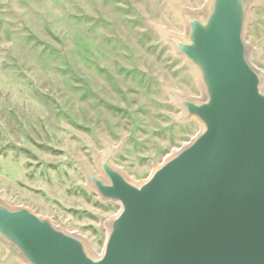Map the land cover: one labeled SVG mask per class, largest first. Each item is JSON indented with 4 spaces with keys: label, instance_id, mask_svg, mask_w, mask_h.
<instances>
[{
    "label": "rangeland",
    "instance_id": "374dc122",
    "mask_svg": "<svg viewBox=\"0 0 264 264\" xmlns=\"http://www.w3.org/2000/svg\"><path fill=\"white\" fill-rule=\"evenodd\" d=\"M207 0H0V202L79 236L98 257L118 203L82 167L109 160L141 184L201 130L172 97L199 100L193 67L160 31L185 35ZM244 37L264 75V0H249ZM264 89V81L262 83ZM0 264H24L0 241Z\"/></svg>",
    "mask_w": 264,
    "mask_h": 264
},
{
    "label": "water",
    "instance_id": "95a60500",
    "mask_svg": "<svg viewBox=\"0 0 264 264\" xmlns=\"http://www.w3.org/2000/svg\"><path fill=\"white\" fill-rule=\"evenodd\" d=\"M249 0H210L166 37L196 71L199 100L173 96L200 132L141 184L109 160L104 179L82 167L95 194L118 203L100 256L27 208L0 202V241L24 264H264V81L248 57Z\"/></svg>",
    "mask_w": 264,
    "mask_h": 264
},
{
    "label": "bare ground",
    "instance_id": "6f19581e",
    "mask_svg": "<svg viewBox=\"0 0 264 264\" xmlns=\"http://www.w3.org/2000/svg\"><path fill=\"white\" fill-rule=\"evenodd\" d=\"M209 2H210V0H207V2H206V4H205V6H204V8L203 9H201V11H204L205 9H206V7L208 6V4H209ZM186 13H194V12H186ZM160 35L162 36V38L165 40L166 39V37H182V36H178V35H176V34H171V33H165L164 31H160ZM165 42H167L166 40H165ZM167 43H169V42H167ZM170 44V43H169ZM249 55L251 56H255V52H253V51H251L250 49H249V52H248V57H249ZM250 60V59H249ZM263 79H264V75H263ZM172 101H173V103H174V100H173V97H172ZM107 149H109V147H107V148H105V151H104V153L102 154V156L103 155H105L106 154V150ZM172 157V156H171Z\"/></svg>",
    "mask_w": 264,
    "mask_h": 264
}]
</instances>
